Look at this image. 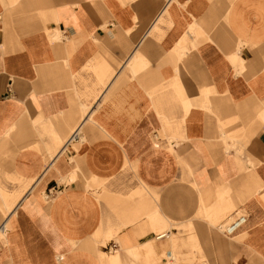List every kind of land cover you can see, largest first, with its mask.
<instances>
[{
  "label": "crops",
  "instance_id": "1",
  "mask_svg": "<svg viewBox=\"0 0 264 264\" xmlns=\"http://www.w3.org/2000/svg\"><path fill=\"white\" fill-rule=\"evenodd\" d=\"M1 225L0 264H264V0H0Z\"/></svg>",
  "mask_w": 264,
  "mask_h": 264
},
{
  "label": "built area",
  "instance_id": "2",
  "mask_svg": "<svg viewBox=\"0 0 264 264\" xmlns=\"http://www.w3.org/2000/svg\"><path fill=\"white\" fill-rule=\"evenodd\" d=\"M246 223V216L243 214H238L235 216L228 224H226L223 229L222 233L225 236H231L236 233L244 224ZM167 235L165 233L159 234L156 236V239L165 238ZM116 247V244L113 243L110 248L113 249Z\"/></svg>",
  "mask_w": 264,
  "mask_h": 264
},
{
  "label": "rangeland",
  "instance_id": "3",
  "mask_svg": "<svg viewBox=\"0 0 264 264\" xmlns=\"http://www.w3.org/2000/svg\"><path fill=\"white\" fill-rule=\"evenodd\" d=\"M133 179L134 178L131 177L130 181L131 182H135ZM214 232L216 234L220 235L223 239L228 240L227 238H225V237H223L221 235L222 233L219 230L218 231L214 230ZM183 234H185V233H183ZM181 249H183V247H181ZM202 255H203V253H202ZM213 256H214V259H206L205 256L203 255V258L201 259L202 261L201 260L200 261L196 260L195 262H198V264H230L229 260L218 259L217 254H215V255L213 254ZM221 256H222V254H221Z\"/></svg>",
  "mask_w": 264,
  "mask_h": 264
},
{
  "label": "bare ground",
  "instance_id": "4",
  "mask_svg": "<svg viewBox=\"0 0 264 264\" xmlns=\"http://www.w3.org/2000/svg\"><path fill=\"white\" fill-rule=\"evenodd\" d=\"M238 214H243V213H240V212H236L228 221H226V222H224V223H220L218 226H217V229L222 233V229H223V227L226 225V224H228L235 216H237ZM245 215V214H244ZM246 216V215H245ZM246 222H247V216H246ZM246 224V223H245ZM245 224L242 226V227H244L245 226ZM241 227V228H242ZM240 228V229H241ZM0 230L1 231H4V227L1 225V227H0ZM239 231V230H238ZM237 231V232H238ZM236 232V233H237ZM162 233H165L166 235H167V237H165V238H168L169 237V233L167 232V231H163V232H160V233H158L157 235H159V234H162ZM236 233H234V234H236ZM223 234V233H222ZM233 234V235H234ZM156 235V236H157ZM156 236H155V240H160V239H156ZM232 236V235H231ZM165 238H161V239H165Z\"/></svg>",
  "mask_w": 264,
  "mask_h": 264
}]
</instances>
